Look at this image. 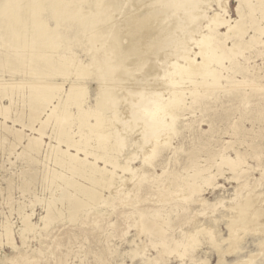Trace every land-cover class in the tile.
<instances>
[{
    "label": "rangeland",
    "instance_id": "1",
    "mask_svg": "<svg viewBox=\"0 0 264 264\" xmlns=\"http://www.w3.org/2000/svg\"><path fill=\"white\" fill-rule=\"evenodd\" d=\"M203 1L208 4H202L200 8L209 6L205 14L210 15L215 10L219 11L216 1H220L221 4L226 1L229 15L226 16L237 18L236 0ZM262 2L264 3V0ZM244 9L248 12L246 6ZM43 10V12L49 10L48 5H45ZM255 13L259 15V24L263 28L254 30L252 26H248L247 35L245 34L238 43L234 55L225 50L223 65L212 63L213 75L206 77L209 87L213 88L209 93L204 90L207 85L190 82V80L199 82L202 77L186 78L185 75L169 73L167 69H170L171 65L165 61L166 59L162 60L163 58L151 61L150 65L153 64L154 69L157 70V76L150 77L149 82L145 81L152 84L155 82L154 88L162 94H151L150 103L144 108L139 106L140 110L134 107L142 114L135 111L136 114L132 115L124 113L122 117H126L127 121L124 120V124L117 122L119 128L122 131L126 130L128 134L125 136V145L118 149L120 153L117 150L115 153L111 150L110 153L113 152L112 154H115L120 162H124L126 158L132 162H130L131 171L121 172V178H124L120 179L118 186L117 183L111 186V192L117 193V197L115 196L110 203L106 201L95 206H85L75 219H71L68 214L70 207L60 200L68 188L62 182L56 185L48 180L49 171L54 166L48 158L49 147H44L40 155L30 160L19 156L21 143L11 147L13 136L1 130V138L4 139L0 146V264H147V260L157 264H184L185 261L187 264H241L242 262L239 261L243 259L245 264H254V262L264 264V246L258 247V243L264 240V227L261 228L263 231L259 229L257 233H247L235 252L226 255L221 263L217 262L214 248L206 243L202 234L204 231L198 234L195 242L198 248L194 251L186 248L183 249L182 254L168 253L160 244V240L164 237H167V240L180 238L183 241L182 235L185 232L193 231L195 228L204 230L201 228L204 225L212 226V230L215 231L216 228L222 235L227 236L226 222L239 218L236 217L238 207L243 203L262 204L255 205L256 208L264 205L262 194L264 193V79L259 76L264 71V18L260 16L259 10ZM60 22L66 25L74 24L70 26L71 41L68 43L73 51L82 54L83 50H87L78 38L73 37L75 34H80V31L78 34L76 30L78 23L74 20H60ZM206 22L204 19L201 23ZM192 34L197 36L198 33H190ZM254 34L255 38L250 37ZM80 39L82 40V37ZM63 43V41L59 42L58 50ZM231 43V40L226 41V44L231 45ZM248 56L250 59L245 62L244 58ZM156 60H161L159 66H156L159 63ZM171 60H174V57L169 61ZM144 64H141L140 68H135L134 73L126 74L130 86L137 87L143 81L141 73L146 67V63ZM224 66L226 70L221 69ZM241 66L247 69H239ZM22 74L21 71L10 72L7 68L0 67V75L6 79L18 78ZM251 79L254 82L249 86ZM87 84V101L92 104L95 102L96 83L91 81ZM166 84H170L169 87ZM258 84H261V87H258ZM173 87L182 91L179 94V103L172 106L169 113H160L164 103L160 104V101H156L160 96L161 102L169 98ZM192 87L196 90L194 95L189 92ZM23 92L25 89L15 91L12 96L8 114L10 117L6 119L8 126L20 127V124L13 123L12 119L18 110L21 112L25 96ZM9 100L10 97L5 96L1 99V103L9 104ZM120 103L118 106L122 110L126 103L123 100ZM23 112L25 114L27 110L24 108ZM171 112L175 115V120L170 117ZM111 114L113 115V112L109 111L108 115ZM141 115L145 117L144 119L141 117L142 121L148 119L146 121L148 123L143 122V124L141 119L140 121L137 119ZM154 119L166 124L161 125L162 122L156 126L149 124V121ZM0 120H2L1 115ZM22 120L26 121L25 115ZM134 121L135 123H132ZM148 126H150L149 130H155L156 133L149 132ZM73 129H76L75 126ZM158 129L159 132H164L163 135L157 134ZM46 132L48 134L51 132V125L46 128ZM158 135L163 136L162 141ZM146 137L148 139H145ZM44 140L51 145L55 144L53 138L45 137ZM134 146L138 151L134 150ZM147 149H150V153L155 150L157 154L146 164L144 155L147 152L146 156H148ZM236 151H239L240 157L243 158L244 168L248 167L247 172L240 176L239 180L232 178L234 173L226 165H222L217 170L216 164L221 161L222 155L235 158ZM141 152L144 154L142 155ZM80 154L82 156V153ZM132 155L135 157L138 155L139 159L132 158ZM204 166L210 167L209 172H216V178H213L212 185H205V180L199 177L198 182L191 181V187L203 186L200 193H192L185 182L187 181L185 175ZM136 173L141 175L138 176ZM206 173L208 174L203 172L201 176H205ZM130 179L136 182L132 180L126 182ZM241 180L247 181L243 187ZM96 189L102 191L99 187ZM106 190L105 194L109 189ZM122 194L124 195L121 196ZM187 195L190 196L184 197ZM201 199H205V203L211 206L204 208L200 203ZM258 199L261 202H256L259 201ZM50 204L57 211L53 212L52 219L46 221ZM220 205H224V208ZM24 214L34 225L30 231H22ZM44 222L48 225L45 226ZM5 226L9 229V238L4 232ZM261 232L263 233L260 234ZM132 250H135L136 255H133Z\"/></svg>",
    "mask_w": 264,
    "mask_h": 264
},
{
    "label": "bare ground",
    "instance_id": "2",
    "mask_svg": "<svg viewBox=\"0 0 264 264\" xmlns=\"http://www.w3.org/2000/svg\"><path fill=\"white\" fill-rule=\"evenodd\" d=\"M262 1L236 0L237 18L232 19L226 16L228 15L226 1L224 4L216 1L219 11L212 10L213 12L208 15L205 14V10L209 6L200 8V5L208 4L203 0H0V67H5L10 72L12 70L21 71L24 74V76L22 74L18 78L9 79L0 75V115L2 116L0 131L3 130L13 136L14 141L10 142L11 147L21 143L22 149L18 153L19 156L30 160L40 155L44 147H49L48 158L54 166L49 171L48 180L56 185L62 182L68 188L60 200L70 207L68 214L71 219H75L85 206H95L106 201L110 203L115 196L117 197V193L111 192V186L115 183L118 186L120 179L124 178H121V172L127 173L131 168L130 162H132L131 160L129 162V158L120 162L117 156L112 154L113 152L110 153L111 150L115 153V150L118 151L125 145V136L128 134L126 130L122 131L119 128L117 122L127 121L126 117H122L124 113L132 115L134 111H138L134 107H138L139 110V106L146 107L147 103H150L149 96L158 93V89L153 85L155 82L148 83L150 77L157 76V70L154 69L153 64L150 65L151 61L163 58L162 60L166 59L165 61L171 65V68L167 69L169 73L185 75L186 78L202 77L199 82L193 80L190 82L207 85L204 90L209 93L213 88L209 87L206 77L213 75L212 63L223 65L225 50L234 55L248 26H252L254 30L263 28L259 24V15L255 13L259 10L260 16L264 18ZM45 5H48L49 10L43 12ZM244 6L247 7L248 12L245 11ZM204 19L207 21L205 24L201 23ZM60 20H74L78 23L76 30L78 34L80 31V34H75L73 37L78 38L81 45L86 46L87 50L82 51L85 55L74 52L72 46L68 44L71 41L70 26L74 24H62ZM222 29L224 31H221ZM192 31L195 34L198 33L197 36L190 35ZM250 37L255 38L256 36L254 34ZM227 40L232 41L231 45L226 44ZM60 41L64 43L58 50ZM171 57H174V60L169 61ZM249 59V56L245 57L244 61L247 62ZM160 61L155 65L159 66ZM144 63L146 67L141 73L143 81L137 87L130 86L126 74L134 73V69L140 68ZM161 64L163 66V63ZM221 69L226 70L227 68L224 66ZM239 69L244 70L247 67L241 66ZM261 73L259 76L264 79V71ZM91 81L96 83L95 102L92 104L87 101V82ZM253 82L254 80L251 79L248 85L252 86ZM169 85L166 84L167 87ZM260 85L258 84V87ZM176 88L171 91V95L165 98L164 102L159 100L161 96L158 97L156 102L164 103L160 113H169L172 106L179 103L178 98L182 91ZM22 89H25L22 109L21 112L18 110L12 119V122H18L20 127L15 128L8 126L6 119L10 117L8 114L13 94ZM189 92L194 95L196 90L193 88ZM161 94L158 93V95ZM5 96L10 97L9 104L6 105L1 103V99ZM122 100L126 104L121 110L118 105ZM24 108L27 110L25 114ZM109 111H112L113 115H108ZM137 113L140 114L141 111ZM24 115L26 121L22 120ZM141 117L142 115L137 119L140 121ZM170 117L175 120L173 113ZM137 119L134 120L138 121ZM147 120L142 123H148ZM159 122L160 120L154 119V121L150 120L149 124L156 126ZM162 124L165 125L166 122ZM49 125H51V132L48 134L46 128ZM74 126L76 129H73ZM123 126L128 127V125ZM152 131L149 130V132ZM154 132L155 130L152 133ZM160 133L161 131L157 134ZM153 134L152 137H154ZM45 137L53 138L55 144L47 143L44 140ZM162 137H160L161 141ZM3 139L0 135V146ZM145 153L147 155V152ZM133 157L135 156L132 155ZM142 160H144L143 156ZM243 162L239 151H236L235 158L222 155L221 161L216 163L217 170L222 165H226L234 173L232 178L239 180L240 176L248 170V167L244 168ZM209 171L210 167L204 166L185 175L189 181L185 182L192 193H200L203 190V186L191 187L192 182H198V177L205 180V185H212L217 173ZM203 172H208V174L202 177ZM131 180H126V182ZM246 184L247 181L244 180L242 187ZM98 187L102 191H98L96 189ZM105 189H109L107 194L104 193ZM255 194L259 193L255 192ZM205 202V199L200 200L204 208L211 206ZM255 205L258 206L257 203L254 205L243 203L238 207L236 217L239 218L226 222L227 236L222 235L215 227L214 231L212 226L204 225L201 227L204 230L195 228L193 231L185 232L182 235L183 241L180 238L179 240L174 238L167 240V237H164L160 240V244L168 253L182 254L181 252L186 248L194 251L198 248L195 243L198 234L204 231L202 234L206 243L214 248L217 262L221 263L226 255L235 252L247 233H257V230L261 231L264 227L262 226L264 225V205L258 208L254 207ZM223 206L221 207L224 208ZM48 209L46 221L52 219L53 212L57 211L51 204ZM23 221V232L33 229L34 225L27 219L26 214H24ZM4 232L9 238L10 232L7 226ZM161 232H164L163 229ZM258 244V247L264 246V240ZM132 251H134L133 255H136L135 250ZM243 261L244 259L239 262L245 264ZM147 264L157 263L147 260Z\"/></svg>",
    "mask_w": 264,
    "mask_h": 264
},
{
    "label": "snow or ice",
    "instance_id": "3",
    "mask_svg": "<svg viewBox=\"0 0 264 264\" xmlns=\"http://www.w3.org/2000/svg\"><path fill=\"white\" fill-rule=\"evenodd\" d=\"M134 150L138 151V149L135 148L134 146ZM156 151L153 150L148 156H145V163L147 164L151 159H153L156 156ZM136 159H139V156L135 157ZM184 264H187V261L184 262Z\"/></svg>",
    "mask_w": 264,
    "mask_h": 264
}]
</instances>
